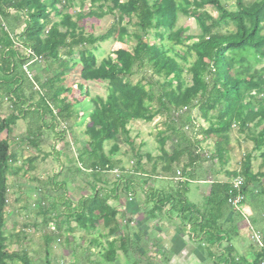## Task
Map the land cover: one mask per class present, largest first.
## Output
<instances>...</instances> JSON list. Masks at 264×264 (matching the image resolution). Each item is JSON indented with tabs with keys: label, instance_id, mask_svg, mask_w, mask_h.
<instances>
[{
	"label": "trees",
	"instance_id": "16d2710c",
	"mask_svg": "<svg viewBox=\"0 0 264 264\" xmlns=\"http://www.w3.org/2000/svg\"><path fill=\"white\" fill-rule=\"evenodd\" d=\"M84 1L89 3L87 11L72 16L66 11L72 6V0H0V91L10 100L12 109L8 116L0 118V134L6 136L0 140V264H10L14 260L31 264L28 245L17 252L8 250L12 238L18 242L23 240L28 223L22 224L23 227L15 234L5 233L10 216L6 211L9 176L19 177L23 171L22 167L11 166L17 159L7 138L17 121L28 118L27 115L34 119L37 133L32 135L28 131L24 141L38 151L37 137H43L46 128L55 132L60 121L66 123L79 118L73 126H83L82 134L87 137L82 153L76 158L81 169L76 170L88 173L86 185L90 194L81 196L77 203L68 197L65 183L56 182L60 173L48 182L41 177L25 178L27 171L34 170L31 159L22 174L24 181L20 186L26 189L19 192V199L27 202L34 197L37 202L32 209V222L40 217L43 226L50 222L55 225V230L50 233L56 234L42 238L46 264H49V245L54 237L57 243H70V235L76 229L84 232L83 239L90 247L98 249L99 261L96 264H114L118 252L127 257L128 244H133L135 251L137 242L128 235H122L116 219L117 208L109 203L114 200L124 206L135 195V185L146 194V204H152L149 215L164 213L179 219L182 226H188L197 241L204 238L208 246L218 247L221 241H226V255L208 253L213 259L218 257L223 264H261L264 259V250L261 249L253 252L251 262L244 256L240 263H233L228 258L233 250L231 242L238 237V228L232 221L226 220L223 224L221 220L225 207H231V201L237 196H243L237 204L244 205V197L254 182L259 184L258 197L264 198V175L251 171L253 157L246 154L240 170L229 174L242 178L239 188L234 189L230 182L205 181L208 192L205 210L201 212L187 199L188 182L196 181L189 179L187 172L202 156L189 151L192 142L179 131V124L186 116L182 113L184 109L197 107L202 119L210 124V128L203 132L205 137L215 139L213 158L223 165L228 160L227 145L233 125L251 141L252 152L262 151L264 66L256 69V65L264 60V0H235L234 10L227 9L221 0H83L81 7ZM206 7H212L217 16L207 13ZM14 12L22 20L19 32H9L6 27L9 19L17 22ZM107 15H114L115 21L105 34L97 38L84 34L83 20ZM179 16L193 19L199 34L186 35L188 28L177 26ZM56 18L58 20H54ZM112 38L120 44L130 40L135 43L131 49L115 50L98 61L95 44ZM190 40L195 41L188 44ZM61 49H64L62 56L66 60L59 57ZM22 50L30 52V56L23 55ZM191 57L193 61L189 63ZM33 58L56 65L53 67L55 74L43 83L37 82L38 87L34 91L35 83L23 70V66ZM71 70L76 71V75L67 78L66 73ZM25 82L31 89L28 95L25 94ZM89 82L105 84V96L90 97ZM34 96L37 100L32 102ZM211 112L214 114L210 115ZM45 115L48 119L44 118ZM157 117L169 119L164 132H157L162 159L175 163L188 155L187 163L179 172L186 182L178 183L175 189L167 192L156 188L144 190L145 180L140 182L135 178L145 177L143 160L149 159L150 155L140 151L144 144L136 145L128 128L133 121L150 123ZM187 117L185 123H190ZM258 127L261 129L257 130ZM177 135L182 142H177L169 155L164 147L172 136ZM59 136L64 139L65 132ZM15 144L21 145L19 142ZM120 144L128 146L134 163L131 161L129 172L117 171L120 175L112 181L111 188L105 190L110 183L103 180L102 175L116 172L121 164L116 159ZM106 145L109 146L107 151ZM60 153L59 145H53L52 154H56L60 165H63ZM126 174L129 176H124ZM36 180L37 186L28 187ZM47 188L55 197L52 195V203L45 207ZM58 191L62 193L56 195ZM166 206L168 210H165ZM251 222L255 224L253 219ZM32 226H35L34 222ZM93 233H97L96 238ZM77 261L74 259L73 264H79Z\"/></svg>",
	"mask_w": 264,
	"mask_h": 264
},
{
	"label": "rangeland",
	"instance_id": "374dc122",
	"mask_svg": "<svg viewBox=\"0 0 264 264\" xmlns=\"http://www.w3.org/2000/svg\"><path fill=\"white\" fill-rule=\"evenodd\" d=\"M82 1L83 0H72V6L68 7L66 11L72 16H75L81 11L85 13L89 7V3L88 1H84V5L81 7L80 4ZM221 2L227 9H235V0H221ZM61 4H63V2ZM61 4L59 6H61ZM204 10L211 16H217L215 10L212 7H206ZM10 13L13 15V11H10ZM17 14L18 13L14 12L15 16H17ZM54 20H58V18ZM114 21V15H107L102 18H87L81 22V26L86 36L92 35L93 37L97 38L105 34L112 27ZM6 23V27L9 32H12L13 30L19 32L22 26V20L19 17L17 18V22H12V19H9L6 21ZM177 26L188 28L186 35L196 36L199 34V28L191 18L179 16ZM221 31L223 32L224 29ZM193 41L195 40H190L188 44ZM134 43L135 42L133 40H130L120 44L115 42L113 38L107 39L103 42H98L95 44V46L98 48L96 52L97 59L100 61L108 54H111L113 51L118 49H131ZM87 48L91 47L87 46ZM74 50H77V48ZM63 51L64 49L59 51V57L62 56ZM22 54H27L30 56V52L23 50ZM63 59L66 60V57H63ZM192 61L193 57L189 59V63ZM189 63L185 64V66L188 67ZM54 66L56 67V65L52 66L48 60L43 62L40 60V58L30 59V61H28L26 65L23 66V70L27 73V77L31 78L35 83V86L32 88L33 91L37 90V82L43 83L45 79L55 74L53 71ZM262 66H264V60L256 65V69H259ZM75 75L76 71L73 70L66 73L67 78L70 76L74 77ZM67 83L70 84V82ZM87 84L90 97L105 96V84L99 82H89ZM25 90L26 95H28L29 91L31 90L28 88L26 82ZM75 97L78 98L79 95L76 94ZM36 100L37 96H34L32 98V102H35ZM11 112L12 109L10 100L7 99L3 91H0V118L8 116ZM182 113L186 116L183 117L181 123L179 124V131L184 134L185 139H189L192 142L189 151H195V153H198L202 156L196 160L195 167L192 166V168H189L190 171L187 172L189 174V179L196 180L193 182H188L187 187L189 189V193L187 199L201 212L205 210V196L208 192V184L205 181L231 183L236 178L242 180L241 177H231L229 174L232 172H238L240 170L241 163L243 162V158L246 154H251L253 157L251 162V171L253 173L259 172L260 174L264 175V148L260 153L252 152L253 145L251 141H249V139L246 138L244 134L240 133L235 125H233L231 131L229 132V142L227 145L228 151L226 155L228 160L227 163L223 165L217 161L216 158H213L215 151V139L213 137H205L203 132L210 128V124L202 119L198 108L184 109ZM213 114L214 112L210 113V115ZM27 117L28 118L17 121L16 125L12 128L11 134L7 138L8 143L11 145V152L17 159L16 162L10 164L14 167H22L23 171L19 174V177L9 176V191L6 196V211L7 213H10V216L5 233L6 235L15 234L16 230H20L23 227L22 224L28 223V225H26L24 228L25 236L23 240L20 239L18 242L12 238L9 241L11 244L8 246V250L9 252H17V250H22L25 245H28V250L30 249L29 256L31 258V264H46L44 262V246L42 244V238L45 235L48 236L56 234L50 233L51 231L55 230V225L53 222H50L47 226H43L40 223V217H38V220L35 219L33 221L35 226H32L34 213L32 209H34V207L37 205V202L34 197L29 198L27 202L25 199H19V192L26 189L24 186H20L24 181L22 174L26 172L25 170L27 169V162L31 159H33L32 166L34 170L27 171L25 173V178L27 176L30 179L34 177H41L46 179L45 181L48 182V180L50 181L53 176H56V174L60 173L56 179V182L65 183L68 197L77 203V200L81 196L90 194L86 185L89 179L88 173L82 171L78 172L76 170V168L81 169L79 165L80 163L76 161V158L78 154L82 153V148L84 147L87 137L82 134V130L84 129L83 126H73V122H79V118L74 119L75 121L70 120V122L66 123L60 121L55 129L56 133L46 128L43 130V137H37L38 140L36 141V144H38V151L24 141L28 131H30L32 135L37 133V130H34L36 127L34 119H30L29 115H27ZM186 117L190 118L191 122L193 123H185L187 120H185ZM44 118L48 119L46 115ZM168 124V118L157 117L150 123H144L142 121L136 120L131 122L128 126L130 129V137L134 138L135 144H144L140 151L150 155L149 159L143 160V173H145V177H135L140 182L145 180L144 190L151 188L152 190L162 189L161 191L167 192L171 189H175L178 186V183L186 182V180L183 178H178L182 177H180L179 172L181 171L182 166L187 163L188 155L186 154L182 156L178 162L175 163H169L167 159H162L161 157V150L157 142V132H164L165 126ZM259 129H261V127L257 128V130ZM61 132H65L64 139L59 138ZM165 132L169 134V131L166 130ZM255 132L257 131L255 130ZM5 138V134L1 133L0 140H4ZM179 141H181V139L178 135L172 136V138L168 140L164 147V150L167 152V154H171L173 148ZM17 142L21 143V145L15 144ZM55 144L56 146L59 145V149L61 150L60 161L63 165H60L56 154H52V147L53 145L55 146ZM108 145L105 147L106 151L109 149ZM130 156V153H128V146L120 144V150L116 154V159L119 160L121 164L115 169L116 172L102 175L103 180L110 183L106 185L107 188L105 187V190L110 189L112 181L115 180L118 175H120V172L117 171L120 169L127 170L128 172L131 171L134 160L130 158ZM124 176L128 177L129 175L126 174ZM262 178L263 177H261V182H263ZM37 185L38 184L36 180L28 184V187ZM48 187L51 189L50 183L48 184ZM134 187L136 192L131 198L132 200H135L134 202L136 205L140 207V211L138 210V207L136 208L133 205L134 202L127 201L124 206H122L120 202L117 203L114 200H110L109 202L112 206H116L117 208L118 214L116 219L122 235H128L130 238H132V234L134 233V240L137 242L135 251L133 250V244H128L129 253L127 257H125L124 253L118 252L117 260L114 262V264H189L186 263L184 259L187 260L191 255L192 257H195L194 259L196 260V263L194 264H215L216 262L218 264H223V260L220 261L218 257H214L213 259L210 255H208V253L211 252L213 253V256H220L225 252L226 247L228 246L226 241H221L218 247L208 246L204 238H202L200 241H197L196 237L193 236L191 232H189L188 226H182L179 219L171 218V216H167L166 214L164 215V213H156L154 216L149 215L152 204H146V194L142 192L143 189L140 190L141 187L138 185H135ZM49 188H47L46 191L48 198L47 202L45 201L44 203L45 207L52 203L53 193H51ZM257 192H259V184L254 182L248 188L247 195L244 197V205L237 204V201L232 200V206L225 207L226 211L221 223L224 224L227 221H232V223L236 225V228H238L239 238H234L232 240L231 244L233 246V250L229 255H227L228 258L233 260V263H240V258L243 256L246 257L249 262H251L252 253L254 251H258L260 249L264 250V198L258 197ZM61 193L62 191H58L55 194L60 195ZM148 193L149 190H147V194ZM54 197L55 196L53 195V198ZM121 197L123 199V193ZM239 199L242 200L243 196L240 195ZM127 204L129 205V208L125 207ZM24 206H27L26 210L24 209ZM166 209L168 210L169 207L166 206L165 210ZM230 211H232V213ZM252 219L255 222V226L251 222ZM166 220L169 223H167ZM134 227H136L137 232H133ZM131 230L132 234H130ZM70 236V243H66L64 241L57 243L56 237H54L53 242L49 245V264H73L74 259H77V263L79 264H96V262L99 261V257L97 255L98 249L92 248L88 245V242L83 239L85 236L82 230L76 229V231ZM92 236L96 238L97 233H93ZM163 236L166 238L165 244H162L163 241L159 240ZM169 242L171 243V250L166 247ZM18 246H20V248H18ZM205 252L207 257L205 256ZM224 254L226 255V253ZM10 264L22 263L14 260ZM261 264H264V259H262Z\"/></svg>",
	"mask_w": 264,
	"mask_h": 264
},
{
	"label": "crops",
	"instance_id": "0c3cea01",
	"mask_svg": "<svg viewBox=\"0 0 264 264\" xmlns=\"http://www.w3.org/2000/svg\"><path fill=\"white\" fill-rule=\"evenodd\" d=\"M128 201H129V202H134L135 200H132V198H131V199H129ZM133 205H134L136 208L138 207V210L140 211V207L137 206L135 202L133 203ZM125 207H126V208H129V205L127 204V205H125ZM125 207H124V208H125ZM164 215H165V214H164ZM166 221H167V220H166ZM167 223H169V222L167 221ZM136 226H138V225H136ZM133 229H134L133 232H135V231L137 232L136 227H134ZM130 234H132V230H131ZM132 235H133V236H132ZM132 235H131L132 238L135 239V238H134V233H133ZM237 238H239V237H237ZM165 239H166V238L163 236V237L160 238L159 240H160V241L162 240V241H163L162 244H165V243H166ZM157 244H158V243H157ZM166 247H168V249L171 250V243L169 242V243L167 244ZM252 254H253V253H252ZM205 256L207 257L206 252H205ZM169 257H170V256H169ZM194 258H195V257H192V255H191L190 257H188L187 260H186V259H184V260L186 261V263L194 264V263H196V260H195ZM169 264H170V263H169Z\"/></svg>",
	"mask_w": 264,
	"mask_h": 264
},
{
	"label": "built area",
	"instance_id": "2783aa9c",
	"mask_svg": "<svg viewBox=\"0 0 264 264\" xmlns=\"http://www.w3.org/2000/svg\"><path fill=\"white\" fill-rule=\"evenodd\" d=\"M178 179H182V178H178ZM183 179L186 180L185 178H183ZM241 183H242V180H240L239 178H236L235 180H233V182H231V185L233 186L234 189H237L240 187ZM239 196H237L235 199V201H237V203L240 201Z\"/></svg>",
	"mask_w": 264,
	"mask_h": 264
}]
</instances>
